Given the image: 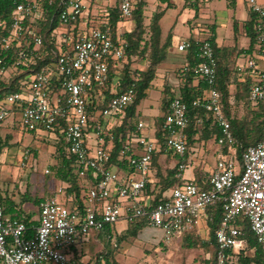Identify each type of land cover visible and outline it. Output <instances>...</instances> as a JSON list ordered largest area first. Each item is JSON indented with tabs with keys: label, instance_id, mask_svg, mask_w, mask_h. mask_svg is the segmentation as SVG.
Here are the masks:
<instances>
[{
	"label": "built area",
	"instance_id": "2783aa9c",
	"mask_svg": "<svg viewBox=\"0 0 264 264\" xmlns=\"http://www.w3.org/2000/svg\"><path fill=\"white\" fill-rule=\"evenodd\" d=\"M244 1L250 13L258 18L259 55L264 56V3ZM54 2L19 0L9 22L0 16L2 48L10 51L14 43L17 46V60L10 67L0 59V77L7 79L11 69L35 65L45 55L42 37L29 33L27 23L40 19L43 5H54ZM134 4V0L119 1L124 20H131ZM86 10L84 0H61L52 62L38 71L33 70L22 82L21 92H13L0 102V130L9 117L20 112L22 125L30 131H60L76 159V172L86 186L83 204L74 202L71 193L58 189L41 202L39 225L30 230L22 220L7 219L0 201V264H85L74 256L73 247L88 241L91 234L107 225L120 221L131 224L142 220L148 226L160 228L164 232L163 242L169 244L195 230L202 221H206V225L207 221H212L208 210L217 204L221 205L224 215L215 230L216 264H237L238 254L246 242L241 227L236 225L239 217L248 220L264 252V126L260 141L243 153L239 170L238 164L227 158L236 156V139L217 89L218 65L211 42L188 39L178 50L187 53L192 46L198 49L201 62L196 73L207 90L204 99L194 100L193 106L211 114L221 130L217 139L221 149L217 168L204 180L207 188L200 187L195 180L183 179L188 154L185 132L189 124L188 106L180 97L174 98L162 129L167 134L166 152L179 158L176 164L179 184L171 189V196L153 206V198L146 191L152 183L153 158L162 148L159 139L142 134L131 141L132 145L126 144L122 155L129 159L127 171L109 164L115 140L114 121L119 123L120 115L132 103L134 87L112 97L108 107L89 111L92 96L101 99L103 95L111 61L125 56L126 45L120 38H113L106 22L99 27L82 28ZM238 70L252 76L250 103L264 108V58L248 57L247 65H239ZM55 79L61 80V89L52 92L50 86ZM15 106L19 107L16 111ZM145 126L144 121H139L137 130L142 132ZM91 127L93 138L88 133ZM224 146L229 148L227 153L222 151ZM32 153L31 149L23 151L22 166L27 165ZM46 173L50 174V170Z\"/></svg>",
	"mask_w": 264,
	"mask_h": 264
},
{
	"label": "trees",
	"instance_id": "16d2710c",
	"mask_svg": "<svg viewBox=\"0 0 264 264\" xmlns=\"http://www.w3.org/2000/svg\"><path fill=\"white\" fill-rule=\"evenodd\" d=\"M188 1V0H187ZM19 0H0V16L9 22L11 15L14 12L16 4ZM61 0H55L54 5L45 3L43 5L42 17L40 19L29 20L27 23V31L29 33H37L43 39V50L45 55L37 60V64L30 67L21 66L12 70L11 76L7 79L0 77V102L6 98L7 95L13 92H21L23 89L22 82L32 74L33 70H39L41 67L49 64L53 60V52L56 50L57 37L55 30L59 27V5ZM147 6V0H139L134 4L132 21L135 22L134 30L125 32L120 39L126 45L125 56L119 61H111V70L109 73V81L104 87L101 99L95 95L89 101V111L97 109H104L112 97L125 92L128 88L134 87L135 96L132 103L120 115V122L116 125L112 133L115 136L114 148L110 156V165H116L121 170L127 171L129 168V159L127 155H122L124 146L131 143L132 140L137 139L142 135V132L137 130L138 121L136 120L137 108L141 101L148 97V91L153 87V82L157 78V69L168 58L169 49L172 46L171 33L168 35L165 42H162V30L160 20L165 14V11L155 12L148 25L145 23L144 9ZM168 5L167 8H171ZM195 9V17L199 15L198 4H191ZM106 27L111 31L113 38H118L117 30L118 24L122 20L121 11L118 6L109 11L106 17ZM258 18L255 14L251 13L250 19L245 21V32L249 38V46L245 49L237 48L236 46H221L216 41V27L210 29L211 35L207 38L213 46L215 57L218 65L217 89L221 92L222 108L227 120L231 124L232 132L236 139V157L240 166L242 167V156L245 150L252 145L257 144L262 137V130L264 126V108L262 105L255 107L248 99L249 89L252 83V76L239 72L238 67L239 59L242 56L259 58V49L257 41V23ZM149 31H148V29ZM238 28L235 27L237 32ZM149 33V37L146 34ZM194 42V39H190ZM17 46L13 44L10 51H6L0 44V59L4 62L6 67H10L17 60ZM185 65L181 70L179 95L165 91L166 96L163 99L162 110L163 115L158 116L156 119L155 137L162 142V148L158 151L152 163V183L147 188V193L151 196L152 205L155 206L162 198L163 193L171 190L179 184L176 178L177 169L172 168L170 172L166 173L160 164V157L167 153L164 147L167 134L162 129L163 123L169 114V108L172 100L180 97L188 106L187 114L189 124L186 129L187 135V148L190 152L191 148L199 141L208 142L216 140L221 135V130L215 123L213 116L206 112L201 107L193 106V101L196 99H204L206 95L207 85L196 73V69L201 62L198 56L197 46H192L185 56ZM144 60L148 63L146 70L133 69L132 63L135 60ZM236 61V62H235ZM235 62V63H234ZM52 92L61 89V80L55 79L51 84ZM232 87L236 91L232 90ZM248 101V116L240 119L235 117L233 109L236 105ZM15 106V111L18 109ZM1 131V130H0ZM57 135L55 146V154L60 158V161L55 166V176L58 180L66 183V190L74 197V202L79 205L83 204L85 197L86 186L76 172V159L69 152L68 144H66L62 134L59 130H55ZM12 135L8 134L5 137L0 135V157L4 149L10 144ZM33 152V149H31ZM229 148L222 147V151L227 153ZM131 156V155H129ZM200 187L207 188L204 181H196ZM1 195V194H0ZM2 203V198L0 196ZM37 203V201H36ZM3 205V204H2ZM4 209V206H3ZM4 214H6L4 209ZM213 217L212 221H207L209 232L208 239L201 238L197 229L184 235L182 241L189 247H201L207 254L204 262L205 264H216V251L217 245L215 240V230L219 227L223 218V210L220 204H217L212 210H208V215ZM30 230L36 227L37 221L30 218L22 220ZM236 225L241 227L242 236L245 239V246L238 254L237 264H264V252L258 242L257 236L252 231L250 223L244 217H239L236 220ZM147 223L138 220L128 224V229L123 235L117 236L116 243L121 244L126 239L136 238L145 227ZM112 225H107L103 230L96 233L97 238H104L105 251L98 254L94 264H119L115 257L116 249L111 248L114 241L112 233ZM30 234H33L30 231ZM105 235L101 237V233ZM89 241V240H88ZM82 241L73 247V254L76 258L82 259L78 254V246L81 247ZM90 264V263H89Z\"/></svg>",
	"mask_w": 264,
	"mask_h": 264
},
{
	"label": "rangeland",
	"instance_id": "374dc122",
	"mask_svg": "<svg viewBox=\"0 0 264 264\" xmlns=\"http://www.w3.org/2000/svg\"><path fill=\"white\" fill-rule=\"evenodd\" d=\"M119 1L84 0L87 10L83 14L82 28L86 29L87 26L99 27L104 24L106 22V18L104 17H106L110 9L117 6ZM134 1L137 2L139 0ZM150 1L152 2L151 5L146 6L147 8L144 9L146 24L150 23L152 16L156 12V3H161L160 0ZM194 1L197 2L200 9L199 16L197 17H194L195 9L193 7L185 6V0L162 1L164 4L173 2L177 5L176 7L168 8L161 21L164 30L163 36L166 37L169 31L172 32L171 40L173 47L168 52L167 60L158 67V76L153 82V87L148 91V97L143 99L139 104L136 113V120L138 122L144 121L146 124L142 134L152 139H155L156 119L158 116L163 115L162 104L166 96L165 91L169 89L171 94L174 92L176 96L179 95V74L185 65L184 58H186V53L178 50L179 43L195 37L198 34L197 30H200V26L202 28L206 26L208 28L206 34L211 35L209 28L215 25L217 27L218 42L232 44V37L236 32V23L239 21L244 24L245 20L249 17L250 11L248 12V7L242 0H238L237 9L230 7L228 0ZM260 2L264 3V0H260ZM185 7L187 8L184 9ZM130 23L135 25V22L132 20ZM148 34H146V37H149ZM60 40L61 37L58 36L59 43ZM247 42L248 38L241 36L240 44L245 46ZM58 48L61 50L62 46L59 45ZM263 58L264 56L260 54L259 59L262 60ZM247 60L246 56H242L239 59V64L246 66ZM147 67L148 63L144 60L139 59L132 63L133 69L146 70ZM232 90L236 91L234 87H232ZM247 102L243 100V102L235 106L233 109L235 117L243 119L248 116ZM7 106L11 108V106ZM20 119V112L15 113V115L6 120L0 131L3 136L8 133L13 135L10 144L4 149L0 158V191L3 197L2 204L5 208H13L19 214V219H22V217L27 218L29 211L37 215L35 202L37 198H45L47 196L45 190L46 184L50 182L53 187H56L62 185V183L55 176L54 170L57 162L60 161V158L55 154L57 135L54 132L43 129L30 131L22 125ZM7 124L10 125L6 127ZM117 124L118 122L115 120L114 128ZM92 131L93 128L91 127L88 132L91 138L94 137V131ZM25 149H33V153L27 165L22 166L23 151ZM218 150L219 145L216 140L197 142L186 155V169L183 173V179L185 181L196 180L198 174H203L205 177L213 174L217 168ZM164 155L162 156L163 158ZM227 158H231L238 164L239 170L242 169L235 155H228ZM170 159L171 157H167V161ZM171 160L168 163H163L166 173L170 172L179 161L173 162V159ZM47 169L50 170V174L46 173ZM126 174L127 172L121 175ZM163 196H171V190L163 193ZM12 198L15 202L12 201ZM23 199L25 201L21 205ZM13 203H16V206ZM21 206H24V208L22 207L23 209H21ZM21 210L24 212L23 215H21ZM26 218H23V220ZM112 227L114 241L111 244V248L116 249L115 257L119 264H205L204 260L207 254L203 248L198 246L191 248L182 241V238L174 239L171 243L165 244L163 242L164 232L160 228L147 226L139 232L136 238L126 239L119 245L116 243V238L127 232L128 222L120 221L113 224ZM197 231L201 238L208 239L209 232L206 221L201 222L197 226ZM104 235L105 233L102 232L101 237ZM103 239L97 238L95 232L91 234L88 242L83 243L81 247L78 246V254L82 256L81 260L85 264H94L98 254L105 251L106 241Z\"/></svg>",
	"mask_w": 264,
	"mask_h": 264
},
{
	"label": "crops",
	"instance_id": "0c3cea01",
	"mask_svg": "<svg viewBox=\"0 0 264 264\" xmlns=\"http://www.w3.org/2000/svg\"><path fill=\"white\" fill-rule=\"evenodd\" d=\"M155 1V0H154ZM157 1V0H156ZM162 1L163 0H160V2L161 3H156V6H157V8H156V12H158V11H165V14H166V11L168 10V8H167V6L170 4V5H172V7H176L177 5L175 4V3H173V2H169V3H166V4H164V3H162ZM244 3H245V1L244 0H242ZM151 1L150 0H147V7L148 6H150L151 5ZM196 4L197 2L196 1H194V0H185V6L187 5V6H191V4ZM118 4H119V2H118ZM118 4H117V6H118ZM159 4V5H158ZM237 4H238V0H228V5L230 6V7H234V8H236L237 9ZM245 5H246V3H245ZM247 6V5H246ZM147 7H145V9L147 8ZM187 7H185L184 9H186ZM113 9V8H112ZM112 9H110V10H112ZM248 9V8H247ZM248 12H249V10H248ZM199 13H200V11H199ZM165 14H164V16H165ZM144 15H145V10H144ZM163 16V17H164ZM199 16V15H198ZM235 16V15H234ZM250 16H251V13L249 12V17H248V19L247 20H245V21H248L249 19H250ZM153 17V16H152ZM163 17H162V19H163ZM194 17H195V15H194ZM162 19L160 20V26H161V30H162V42H165V40L167 39V37H168V35L170 34V33H172L171 31H169V33L167 34V36L166 37H164L163 36V34H164V30H163V28H162V25H161V21H162ZM130 21L131 20H129V21H127V20H124L123 18H122V20H121V22H119V24H118V30H117V35H118V38H120L123 34H124V32H130V31H132L133 30V28L135 27V25L134 24H132V23H130ZM146 25H148V24H146ZM236 25H237V28H238V30H237V32H235L234 33V35H233V37H232V44H225V43H223V42H218V40H217V33H216V41H217V43L219 44V45H221V46H236L237 48H240V49H245V48H247L248 46H249V38L246 36V32H245V29H244V27H245V22H244V24H242L241 22H239L238 21V23H236ZM241 25H242V27H241ZM215 26V25H214ZM213 26V27H214ZM208 27H210V26H208ZM127 28V29H126ZM212 27H210L209 29H211ZM217 28V27H216ZM200 30L198 31L197 30V32H198V34H196V36L195 37H192V38H190V39H207L210 35H207L206 33H207V30H208V28H206V26L204 27V28H202V26H200V28H199ZM217 30V29H216ZM241 36H245V37H247L248 38V42H247V44L245 45V46H243L242 44H240V38H241ZM171 37H172V34H171ZM188 40V39H187ZM185 41V40H184ZM172 43V42H171ZM181 43H179V45H180ZM173 47V44H172V46H171V48ZM170 48V49H171ZM169 49V50H170ZM184 61H185V58H184ZM239 61V60H238ZM10 124H7V126L6 127H8ZM2 129V128H1ZM8 134H11V133H8ZM7 134V135H8ZM0 135L2 136V137H5V136H3L1 133H0ZM12 135V134H11ZM12 137H13V135H12ZM152 139V138H151ZM91 140V142H94V139H90ZM221 152V149H220V147H219V150H218V154ZM2 156V155H1ZM167 157H171V159H173V162L174 161H178L179 160V158L178 157H174L172 154H165L164 155V158L161 156L160 157V164L162 165V167L164 166L163 165V163L165 162V163H168L170 160H168L167 161ZM173 157V158H172ZM1 158V157H0ZM172 161V160H171ZM57 164H58V162H57ZM56 164V165H57ZM165 166H168V165H165ZM174 167H176L175 165H174ZM173 167V168H174ZM163 169H165V167L163 168ZM207 177H205L203 174H201V175H199L198 174V176L196 177V180L195 181H204L205 179H206ZM61 183H62V185H59V186H56V187H53V185H52V183L50 184V182L48 183V184H46L45 185V190H46V193H47V196L45 197V198H47V197H50V196H52V195H54L55 194V192L58 190V189H64L65 191H67L66 190V187H67V185H66V183H64V182H62L61 181ZM0 194H1V191H0ZM1 196V195H0ZM1 198H2V200H3V197L1 196ZM45 198H37V203L35 202V208H36V210H37V215L34 213V212H31V211H29L28 212V216H27V218H30L31 220H33V221H37V225L36 226H38L39 225V215H40V204H41V202L45 199ZM60 198L62 199V198H64V195L62 194V195H60ZM12 201H14L13 200V198H12ZM24 201H25V199H23L22 200V202H21V205L24 203ZM15 202V201H14ZM15 206H16V203H13ZM4 206V205H3ZM24 208V206H21V209H23ZM4 209H5V212H6V214H5V217L7 218V219H19L20 218V216H19V214H17V212H16V210H13V208L12 209H10V208H5V206H4ZM21 215H23L24 214V212H23V210H21ZM23 218H26V217H22V219H19V220H23ZM203 222V221H202ZM197 229V228H196Z\"/></svg>",
	"mask_w": 264,
	"mask_h": 264
}]
</instances>
